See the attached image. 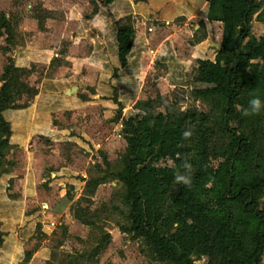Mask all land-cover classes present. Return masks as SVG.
<instances>
[{
    "label": "rangeland",
    "instance_id": "rangeland-1",
    "mask_svg": "<svg viewBox=\"0 0 264 264\" xmlns=\"http://www.w3.org/2000/svg\"><path fill=\"white\" fill-rule=\"evenodd\" d=\"M118 1L0 0V90L7 71L20 84L0 109V264H161L129 233L124 188L112 179L125 163L122 119L137 102L160 97L181 112L205 114L211 166L223 160V120L213 100L192 94L198 63L221 47L222 25L207 21L201 0ZM255 2L246 41L264 36V0ZM122 27L135 34L124 68L114 43ZM33 108L52 135H30ZM254 127L245 134L262 147ZM34 184L42 190L32 199ZM19 199L21 206L13 202ZM43 212L57 216L54 225Z\"/></svg>",
    "mask_w": 264,
    "mask_h": 264
},
{
    "label": "trees",
    "instance_id": "trees-1",
    "mask_svg": "<svg viewBox=\"0 0 264 264\" xmlns=\"http://www.w3.org/2000/svg\"><path fill=\"white\" fill-rule=\"evenodd\" d=\"M95 1L112 7L118 0ZM201 1L207 6V21L222 25L223 38L220 49L198 63L192 94L213 100L223 120L227 147L222 162L216 169L210 163L213 133L209 118L181 112L157 97L137 102L133 114L122 119L126 157L123 169L112 179L124 188L123 201L130 210L129 233L146 242L157 262L194 264L195 259L205 257L212 264H261L264 110L256 115L242 114L251 98L264 101V36L246 41L258 7L255 0ZM134 35L130 27L119 28L115 34L122 68L127 65ZM15 73L11 70L2 76L1 110L12 103V92L20 85ZM255 125L262 147L245 134V129ZM189 129L193 135L185 140L182 133ZM4 143L0 140V150ZM160 162H170L173 167H157ZM185 162L192 165L190 187L174 180L177 173H185ZM30 258L31 254L25 253L24 262Z\"/></svg>",
    "mask_w": 264,
    "mask_h": 264
},
{
    "label": "crops",
    "instance_id": "crops-1",
    "mask_svg": "<svg viewBox=\"0 0 264 264\" xmlns=\"http://www.w3.org/2000/svg\"><path fill=\"white\" fill-rule=\"evenodd\" d=\"M114 6L119 7V6H121V3L119 1H117V3ZM114 6H112V7H114ZM114 39H115V36H114ZM114 48H115V46H114ZM33 110H35L34 116H33V118H30L31 120L29 119L30 124L32 125L31 126L32 132L30 133V135L34 136L36 138H43V137H48V135L49 136L52 135L53 130H51L49 125L43 126L44 125L43 123H41V124L37 123L38 121H40V119L38 118L40 116V114H38L36 109L33 108ZM9 177H12V175H9ZM30 181H32V162L29 160V162L27 164L26 171H25V177H24L25 197L30 195V194H26L27 193L26 190H27L28 186L30 185ZM34 185H35V187H34V193L33 194H35V195H32L34 197L31 196L32 199H35L36 195H40L41 190H42L40 187H36V184H34ZM13 202L16 203L17 206L23 205V202L20 199L17 201H13ZM43 213H45V212H43ZM45 214H46V217L44 216V220L50 219L51 220L50 225H54V221H55L54 219H56L57 216L51 212L45 213ZM45 223H46V221H45Z\"/></svg>",
    "mask_w": 264,
    "mask_h": 264
},
{
    "label": "clouds",
    "instance_id": "clouds-1",
    "mask_svg": "<svg viewBox=\"0 0 264 264\" xmlns=\"http://www.w3.org/2000/svg\"><path fill=\"white\" fill-rule=\"evenodd\" d=\"M262 110H264V101H262L259 97H253L248 101V107L243 110V115H256L259 114ZM193 135L191 129L185 130L182 133V136L185 140L189 139ZM185 169L184 174L177 173L174 176V180L176 183H182L186 187H190L192 183V165L190 163L185 162L183 165Z\"/></svg>",
    "mask_w": 264,
    "mask_h": 264
}]
</instances>
